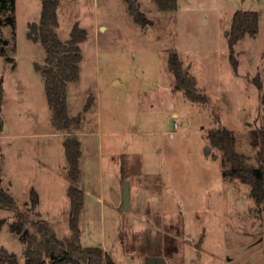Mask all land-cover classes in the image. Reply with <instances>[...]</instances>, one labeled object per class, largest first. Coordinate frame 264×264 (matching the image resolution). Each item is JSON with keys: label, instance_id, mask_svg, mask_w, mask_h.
<instances>
[{"label": "rangeland", "instance_id": "1", "mask_svg": "<svg viewBox=\"0 0 264 264\" xmlns=\"http://www.w3.org/2000/svg\"><path fill=\"white\" fill-rule=\"evenodd\" d=\"M131 1L144 24L131 14ZM177 1L176 12H163L153 0H59V39L68 42L76 24L87 32L80 79L68 85L69 114L81 117L73 132L83 152L81 243L102 247L116 264H147L151 257L167 264H264V206L251 187L224 179L222 153L207 138L221 124L236 134L238 151L261 163L251 133L264 128V0ZM239 11L257 12L260 24L256 36L234 47L236 73L229 33ZM41 13L42 0H16L15 29L1 30L0 188L18 212L0 209L6 220L0 247L20 264L26 244L11 231L18 214L27 233L36 234L34 223L44 220L60 240L72 238L66 134L53 125L36 69L46 67V50L29 38ZM172 51L208 105L174 90ZM126 181L130 211L113 202L114 194L122 199Z\"/></svg>", "mask_w": 264, "mask_h": 264}, {"label": "trees", "instance_id": "2", "mask_svg": "<svg viewBox=\"0 0 264 264\" xmlns=\"http://www.w3.org/2000/svg\"><path fill=\"white\" fill-rule=\"evenodd\" d=\"M163 12H176L179 5L177 0H153ZM59 0H42V13L39 24H31L29 38L39 42L45 48L47 57L46 67L36 66L45 80V92L48 103L53 112V125L63 134H66L64 148L68 162L67 174L72 182L68 189L71 201L70 229L72 238L60 240L53 228L44 220L34 223L36 234L25 235V222L21 214L19 221L11 225V231L21 236L26 244V264H116L114 259L102 247H83L81 243L80 217L84 210L85 193L77 186L81 170L82 157L81 141L73 134L81 127V117H71L68 110V85L80 79V64L82 51L80 45L86 41L87 32L78 24L73 27L71 38L62 42L56 29L59 27L57 9ZM16 0H0V43L1 30L5 26L15 29ZM130 12L138 23H145L146 18L130 2ZM229 33L230 63L238 73L239 62L235 58L234 47L246 36L254 37L259 32V15L257 12H236ZM0 55L5 57L6 51L2 49ZM168 70L174 77V90L181 91L185 97L194 104L208 105L209 96L198 87L195 79L187 69L181 56L175 51L168 54ZM260 87V86H259ZM4 103V87L0 81V134L4 128L2 118ZM208 140L213 148L222 153V174L224 179H238L244 185L251 187V196L257 205L264 206V128L251 133V145L258 150L257 156L260 165L252 164L250 156L237 150L238 139L236 134L223 125H218L208 132ZM1 152V147H0ZM32 203L36 207L38 195L32 192ZM0 209L17 213L18 208L14 198L0 188ZM6 224L0 219V231ZM0 264H20L18 257L7 249L0 247Z\"/></svg>", "mask_w": 264, "mask_h": 264}, {"label": "water", "instance_id": "3", "mask_svg": "<svg viewBox=\"0 0 264 264\" xmlns=\"http://www.w3.org/2000/svg\"><path fill=\"white\" fill-rule=\"evenodd\" d=\"M113 202L116 207H119L122 204L125 211H130L131 195H130L129 182L127 181L125 182L122 199L119 198L116 194H114ZM26 234H27V231H25V235ZM147 264H167V260H164L163 258H160V257H151L148 259Z\"/></svg>", "mask_w": 264, "mask_h": 264}, {"label": "crops", "instance_id": "4", "mask_svg": "<svg viewBox=\"0 0 264 264\" xmlns=\"http://www.w3.org/2000/svg\"><path fill=\"white\" fill-rule=\"evenodd\" d=\"M81 145H82V143H81ZM81 159H83V152H82ZM80 170H81V175H82L83 174V170L81 169V160H80ZM81 175H80V177H81ZM77 186L80 187L84 191V187L80 184V179H79V183L77 184ZM84 193H85V191H84ZM85 200H86V196H85ZM84 207H85V205H84Z\"/></svg>", "mask_w": 264, "mask_h": 264}]
</instances>
